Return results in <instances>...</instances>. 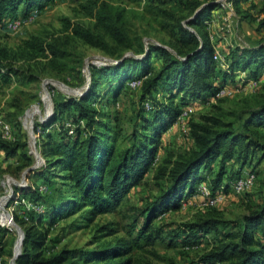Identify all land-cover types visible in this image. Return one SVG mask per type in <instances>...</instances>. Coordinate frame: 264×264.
<instances>
[{"label":"trees","instance_id":"trees-1","mask_svg":"<svg viewBox=\"0 0 264 264\" xmlns=\"http://www.w3.org/2000/svg\"><path fill=\"white\" fill-rule=\"evenodd\" d=\"M43 1L53 0H0V22L18 7L22 6L23 11L28 12L33 7H40ZM146 1L161 16V26L172 36L175 52L162 44L145 43L140 39L134 47L139 57L122 58L113 65H91L90 82L85 91L77 97L55 100L49 118L35 123L37 132L47 130L44 139L38 141L44 164L35 171V175L49 179L48 174L53 169L52 173L61 178L62 186H58L59 203H54L49 212L34 209L35 212L28 216L13 213L12 220L22 231L15 264H154L150 260L135 258L133 249L151 247L162 236L163 225L154 223L159 215L179 209L182 196L194 194L199 183L209 175L207 185L210 191L216 193L222 188L226 193L243 170V166L233 170L230 164L245 165L256 154H259L260 161L264 159V131L260 129L264 127V93L256 98L254 105L240 110H226L212 103L208 112L188 121L192 147L184 152L170 153L155 167L153 180L157 192L138 208L131 222L135 228L141 219L135 235L116 237L112 243L102 247L77 250L61 247L46 252L49 225L43 223L45 216L52 223L61 215L82 209L81 217L90 222L100 214L114 211L131 188L143 181L157 156L161 136L185 105L206 103L217 89L226 85L227 78H239L242 73L240 84H246L250 79L259 80L264 70L262 43L229 48L223 56L228 61L227 67L219 66L221 62L214 57V42L202 23L220 3L211 1L201 5L199 1H190L192 15L183 21L175 11L162 7L168 0ZM258 11L262 14L259 23L264 25V3ZM89 12L96 19L94 27L70 23L67 27L72 35L111 53L114 51L102 34L109 35L123 48L133 46L120 11L113 12L103 2L100 7H90ZM247 16L251 14L247 13ZM62 42L56 38L45 40L30 35L22 40L18 49L21 57L42 56L55 66L57 63L64 65L60 60L68 53ZM15 53L0 41V78L5 82L18 74ZM153 55L159 56L162 62L152 71L149 63ZM124 66L132 71L138 70L139 77L144 78L138 96L140 106L138 104L135 110L137 122L141 120L142 131L139 126H134L125 136L127 145L117 148L115 138L120 135L119 128L111 124L109 117L104 118L90 100L96 95L100 80L116 74ZM161 84L167 85L169 90L165 101L155 96ZM262 87L264 89V85ZM13 105H19V102H13ZM71 108L75 114L74 136L71 140L55 137L48 128ZM0 149L7 158L20 157L25 161L22 163L25 170L28 173L33 171L28 167L31 155L25 140L18 137L7 139L0 135ZM215 161L218 165L213 172ZM21 196L39 204L42 195L38 185L29 181L28 184L14 186L9 203ZM206 207L173 231L174 237L179 238L182 247L187 249L212 230L220 235L187 264H264V201L241 214L233 222L232 231H220L219 226L228 224L229 219L220 209ZM99 229L109 235L118 231L117 227L107 223L99 225ZM7 232V228L0 226V241Z\"/></svg>","mask_w":264,"mask_h":264},{"label":"rangeland","instance_id":"rangeland-1","mask_svg":"<svg viewBox=\"0 0 264 264\" xmlns=\"http://www.w3.org/2000/svg\"><path fill=\"white\" fill-rule=\"evenodd\" d=\"M190 1H199L201 5L211 1L220 3V6L213 9L210 17L205 18L202 23L214 42V53L221 62L220 67L224 68L228 65V61L223 56L229 48L264 44V25L259 23L262 14L258 11L264 0H168L162 7L175 11L183 17L184 21L192 15ZM103 2L107 3L113 12L120 11L123 15L132 47L123 48L109 35L102 34L104 40L109 43L110 49L114 51L111 53L72 35L70 28L67 27L70 23H81L90 28L94 27L96 19L90 14L89 8L100 7ZM247 13L251 16H247ZM251 17L253 18L250 19ZM30 35H37L45 40L56 38L64 41L62 43L68 53L64 59L60 60L64 65L57 63L55 66L48 63L47 58L42 56L21 57L18 45ZM140 39L145 43L162 44L175 52L172 36L161 26V16L150 7L146 0L43 1L40 7H33L28 12H24L22 6L18 7L14 13L5 16L0 22V41L16 52L14 59L18 67V74L12 75L8 81L5 82L0 78V135L7 139L18 137L27 142L28 152L31 155L28 167L33 169L28 173V170H25L26 167L22 166L24 160L18 156L7 158L0 149V200L5 199L0 205V215L2 213L5 219V215L10 218L7 222L0 218V226L8 229L3 240L0 241V264H13L14 258L20 252V244L17 243L15 247L14 244L18 237L17 230L21 231V228L12 220L13 213L28 216L35 212L34 209L49 212L54 203H59L57 202L58 186H62L61 178L52 173L53 169L48 174L49 179L35 175V171L44 164L39 158L41 153L37 146L38 141L44 139L47 133V130L45 132L33 130L35 123L49 118L55 100L77 97L85 91L90 82L91 65H113L122 58L139 57V52H136L134 47ZM161 62L159 56H151L150 69L152 71L157 69ZM241 75L242 73L239 74V78L235 77L232 80L227 78L226 84L231 86V92L208 103L196 102L192 104L193 110L189 115L174 119L161 136L157 156L143 181L131 188L114 211L100 214L90 222H86L81 217L82 209L69 215H61L52 223L49 222L50 218L45 216L43 223L49 225L46 252L56 251L61 247L75 250L102 247L107 243H112L116 237L128 238L135 235L141 219L138 220L135 228H132L131 222L137 215L138 208L142 207L157 192V186L153 180L155 167L170 153L184 152L193 145V139L188 130V121L197 119L201 113L208 112L212 103H217L226 110H240L254 105L256 98L264 93L262 87L264 70L254 85H240ZM143 79L139 77L138 70L132 71L124 66L116 74L101 79L95 89L96 95L90 100L91 104L103 113L104 118L109 117L111 124L119 128L120 135L115 136L117 148L127 145L128 141L125 136L134 126H139L142 131L141 120L137 122L135 110L138 104L140 106L138 96ZM167 87V85H159V89L155 92L157 99L166 100L165 96L169 93ZM13 102H19V105L15 106ZM73 112L72 108L65 110L50 125L48 131L55 137L63 136L64 140H71L75 134L74 127H76ZM146 114L149 115V112L146 111ZM2 123L9 124V134L3 135ZM260 129L264 131V127ZM258 155H254L253 159L245 165L237 162L230 164L233 170L238 166H243L244 170H253L256 175L251 187L240 192L229 188L224 198L214 206L220 209L223 216L230 221L225 226H219L220 231L234 230L233 222L241 214L264 201V159L260 161ZM217 165L218 161H215L213 172ZM5 176L10 177L12 189L15 185H25L29 181H34L42 195L38 200L39 204H33V201L25 196L9 203L13 190L10 196L3 197L6 194L2 185ZM209 177L211 175L205 177L204 182L201 183H209ZM196 192L197 189L194 194L183 195L179 209L168 210L154 220L155 224L163 225V234L151 247H135L133 249L135 258L150 260L154 264H187L194 261L211 243L220 238V235L212 230L196 245L187 249L182 247L179 238L174 237L173 231L176 227L207 209L202 204V196ZM104 223L117 227L118 231L115 234H106L99 229V225Z\"/></svg>","mask_w":264,"mask_h":264},{"label":"built area","instance_id":"built-area-1","mask_svg":"<svg viewBox=\"0 0 264 264\" xmlns=\"http://www.w3.org/2000/svg\"><path fill=\"white\" fill-rule=\"evenodd\" d=\"M214 57L217 58L216 53H214ZM256 81H257L256 79H250L246 84H240V85H243V86L254 85L256 84ZM228 92H231V86L226 84L220 87L219 89H217L216 92L209 98V100L206 103L212 100H215L216 98ZM192 110H193L192 104L185 105L182 108L181 112L177 115V119H180L186 115H189L192 112ZM1 126H2L1 129H2L3 135H7L10 133V126L8 123H2ZM33 130H34V127H33ZM39 158L41 161L44 162V158L41 156V154H39ZM255 175L256 174L253 170L243 169L240 175L232 181L231 189L235 192H240V191H243L251 187L254 182ZM13 182L15 183L14 180ZM2 185L4 186V191L6 192V194L3 195V197L10 196L13 189L11 186L12 184L10 182L9 176H5V178L2 180ZM6 185H7V188H6ZM196 194H199L202 196V204H204L205 206H215L216 204H218V202H220L224 198L225 192L222 191V188H220L216 193H212L207 184L201 183L197 187Z\"/></svg>","mask_w":264,"mask_h":264},{"label":"bare ground","instance_id":"bare-ground-1","mask_svg":"<svg viewBox=\"0 0 264 264\" xmlns=\"http://www.w3.org/2000/svg\"><path fill=\"white\" fill-rule=\"evenodd\" d=\"M4 200H5L4 198H2V200H0V205H1V202L4 201ZM5 217H6V219L4 218V214L1 213L0 218H1L3 221H6V222H7V219H10V218H9L8 216H6V215H5ZM17 233H18V237H17V239H16V241H15L14 247L16 246L17 243L20 244V236H21L20 231L17 230ZM22 237H23V236H22ZM21 240H22V239H21ZM18 254H19V253H18ZM14 259H15V258H14ZM13 262H14V260H13ZM13 264H14V263H13Z\"/></svg>","mask_w":264,"mask_h":264},{"label":"water","instance_id":"water-1","mask_svg":"<svg viewBox=\"0 0 264 264\" xmlns=\"http://www.w3.org/2000/svg\"><path fill=\"white\" fill-rule=\"evenodd\" d=\"M21 242H22V240H21ZM14 263V262H13ZM15 264V263H14Z\"/></svg>","mask_w":264,"mask_h":264}]
</instances>
